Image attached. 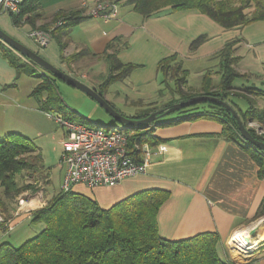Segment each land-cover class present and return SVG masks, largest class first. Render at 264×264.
I'll list each match as a JSON object with an SVG mask.
<instances>
[{
	"label": "crops",
	"instance_id": "1",
	"mask_svg": "<svg viewBox=\"0 0 264 264\" xmlns=\"http://www.w3.org/2000/svg\"><path fill=\"white\" fill-rule=\"evenodd\" d=\"M24 1V5H31L34 10L24 15L22 24L16 25L11 13L0 12V27L52 64L76 78L75 74H79L81 81L95 88L110 104L109 95H113L123 104L139 108L128 117L152 107L163 94L169 93V98L179 94L177 79L183 76L186 78L184 90L199 95L204 90V75L213 71L215 85L212 88L220 90L217 89L221 78L219 53L231 43L233 55L237 57L233 67L240 76L229 94L237 98V102L239 99L247 102L246 109L238 107L242 111L247 110L252 102L257 108L264 109V20L225 27L197 9L174 10L169 7L144 16L135 10L132 2L120 0L118 15L111 20L87 15L66 29L60 39L53 34L48 45L40 47L30 36L35 24L50 25L60 13L84 9V2L91 6L96 0ZM34 13L35 18L26 20ZM12 53L21 62L30 66L34 64V68L38 65L28 57L29 61L25 60L0 39V138L9 133L27 137L21 112L44 110L42 100L47 97L42 94L37 105L32 102L30 97L39 96L33 91L43 77L38 71L30 73V66L18 70ZM78 53L76 60H68L69 56ZM172 55L176 56L172 66L180 64L181 67L176 75L171 69L167 74L160 69L161 61ZM111 56L123 64L121 69L113 72ZM125 69V74L110 82L105 89L101 87L111 73L120 75ZM192 74L201 77L197 87L188 83ZM26 77L34 79L35 83L28 84ZM56 80L53 78L55 84ZM244 88H253L260 94L242 91L246 90ZM234 92L245 95L234 96ZM154 107L158 110L157 106ZM178 116H169L152 125L153 141L149 144L152 154L145 172L126 177L115 186L91 188L76 184L74 191L92 198L102 208H109L143 190H167L169 198L158 212L161 237L181 240L214 232L220 238L222 256L238 264H264V217L258 216L264 207V175L259 174L257 161L240 142L226 137L224 122L219 117ZM252 123L264 134V126L262 128L258 121ZM35 145L44 162L41 147ZM44 166L49 182L41 187L42 194L38 198L31 194L32 197L27 196L26 205L21 199L29 190L18 196L19 205L16 203L11 216L0 224V243L9 241L8 238L14 241V231L24 230L34 223L33 210L30 209L34 201L40 206L47 203L48 194L52 193L53 166L47 163ZM255 226L259 229L251 238L252 244L244 243L242 248L232 246L231 241L237 232L248 234Z\"/></svg>",
	"mask_w": 264,
	"mask_h": 264
},
{
	"label": "trees",
	"instance_id": "2",
	"mask_svg": "<svg viewBox=\"0 0 264 264\" xmlns=\"http://www.w3.org/2000/svg\"><path fill=\"white\" fill-rule=\"evenodd\" d=\"M128 1L132 2L135 10L144 16H150L169 7L174 10L197 9L225 27L254 20H264V0ZM24 4L25 1L20 13H11L16 25L22 24L24 15L34 10L31 5L26 6ZM35 16L36 13L28 16L26 20H32ZM88 16L84 14V9L60 13L54 23L60 18H63L65 23L53 28L51 36L56 34L60 39L73 23ZM232 45L233 43L227 44L219 53L221 78L217 83V89L220 90L212 88L215 85L212 78L213 71H208L204 75L202 94L218 96L230 102L250 132L256 138L264 141V134H259L256 128L249 126V122L258 121L263 128L264 109L257 108L252 102L247 110L242 111L236 107L233 97L229 94L234 87V81L240 76L233 67L237 57L233 55ZM80 53L69 56L68 60H76ZM11 56H13L14 64L18 70L27 69L30 66L21 62V59L18 60L14 53ZM111 59L113 72L122 68L123 64L114 56H111ZM175 60V55L165 58L160 63V69L166 74L171 69L173 70L172 73L176 75L181 67L180 64L172 66L171 63ZM40 68L38 65L37 68L31 65L29 69L30 73L35 74L38 71V75L43 77L33 94L47 95L46 99L42 101L43 109L50 107L57 111L64 110L66 104L58 95V89L53 81L56 76L50 71ZM126 68H129L128 65ZM126 72L125 69L120 71V75L111 73L101 84V87L105 89L110 82L115 81L117 77ZM185 81L184 76L177 79V92L181 93L180 101L195 95L184 90ZM244 89L246 90L242 91L260 94V91L253 90V88ZM103 91L105 90L101 92ZM232 95L245 94L234 92ZM175 101L172 99L169 105ZM203 104L214 106L215 109L212 111L205 108L203 110H191L182 112L179 116L184 115V118L208 115L219 117L224 122L226 137L240 142L251 151L260 167L259 174L263 176L264 152L253 147L242 137L236 118L231 111L218 103L206 102ZM193 108L198 107L195 105L188 109ZM155 110V107H147L133 117H146ZM183 111L185 110L183 109ZM69 114L74 116L75 111L70 110ZM64 117L73 120L68 116ZM159 122L154 121L149 125L131 127L134 131L131 132L129 140L130 148L138 159L141 158V154L136 146L143 142L151 144L153 141L152 125ZM40 170L42 172L45 170L41 152L28 137L19 133H9L0 138V188L2 189L0 208L1 215L4 217V222H0V224L5 223L11 216L12 210H15V206L12 205L16 197L27 190H38V186L33 182L38 181L37 173ZM169 194V191L163 189L143 190L109 208H102L87 195L73 189L67 191L61 189L45 205L33 210L32 222H42L44 225L35 236L18 246H14L9 241L0 243V264H238L222 256L219 251L220 238L217 233L206 232L181 240H168L161 237L158 212L169 198ZM263 215L264 207L258 216Z\"/></svg>",
	"mask_w": 264,
	"mask_h": 264
},
{
	"label": "built area",
	"instance_id": "3",
	"mask_svg": "<svg viewBox=\"0 0 264 264\" xmlns=\"http://www.w3.org/2000/svg\"><path fill=\"white\" fill-rule=\"evenodd\" d=\"M23 2L24 0H0V12L18 14ZM83 8L84 14L101 16L109 21L118 15L119 3L116 0H96L91 6L84 2ZM64 23L65 20L60 18L50 30L32 29L30 36L40 47H45L50 42L51 30ZM24 59L29 61L25 57ZM56 121L66 129L61 156V162L66 167L61 187L64 191L72 189L76 184L91 188L115 186L126 177L146 171L152 154L151 147L148 142L137 145L141 154L138 159L130 148L131 131L127 127H92L63 116H57ZM249 126L262 133L252 122H249ZM0 222H4L1 214Z\"/></svg>",
	"mask_w": 264,
	"mask_h": 264
},
{
	"label": "rangeland",
	"instance_id": "4",
	"mask_svg": "<svg viewBox=\"0 0 264 264\" xmlns=\"http://www.w3.org/2000/svg\"><path fill=\"white\" fill-rule=\"evenodd\" d=\"M50 24H51V26H48L47 24H46V26H45V24H40V25L35 24L34 27H36L38 29L50 30L52 27H54V22H51ZM36 28H34V29H36ZM1 40L3 41V39H1ZM3 42H5V41H3ZM28 47L31 48V46H28ZM26 59H28V58H26ZM32 65H34V64H32ZM76 69L78 71L79 68L76 67ZM75 73H76V71H75ZM75 75L77 76L78 79L81 78V76L79 74H75ZM26 78L28 79V82H27L28 84L30 82L33 84L35 83L34 79L28 78V77H26ZM56 79H57L56 80V87L58 89L57 93L59 96L62 97L63 101L66 104V108L64 110L57 111L55 109L53 110L50 107H48V109L44 108V110L31 109L29 111H23V114L21 112V115H23L22 117L24 119L23 120V129H24L23 131L26 133L27 137L29 138V140L32 143L37 144L39 147H41L42 154L44 157L43 163H45V164L47 163L50 166H53L52 185L50 186L51 187L50 189H52L51 190L52 193L50 195L48 194V197H49L48 201L51 198H53L56 194H58L59 191L62 189L61 186L63 184L65 173H66V167L61 162V156H62V151H63V146L61 143H62V140H63L64 135L66 133V129L60 123H58L56 121L57 116H63V117L68 116L69 118H72L75 121L84 123L87 126H92V127H99L100 126V127H103L104 129H109V127H112V126H126L124 124H119L94 98L89 96L87 93L83 92L82 90H80L78 88L70 86L68 83L62 81L58 77H56ZM85 81L87 83H90V81L88 79H85ZM57 83H58V85H57ZM188 83L190 85L197 87V85H200V83H201V77L200 76L197 77L196 75L192 74L189 77ZM24 91H26V90H24ZM168 94H166V95L163 94V96L158 97L157 98L158 102L156 104H152V107H154V105H155L158 107V110L163 109L169 105V102L171 99H175L176 102H178L177 100H179L181 98L180 97L181 93L176 94L175 96H172L171 98H169V96H167ZM109 97H110L109 98L110 101L112 102L111 105L116 110L121 112L122 114H124L126 116H131V113L137 112L138 107L130 106L128 104L125 105V103L123 104L121 99H119L118 97H115L113 95H109ZM30 98H31L32 102H34V104L37 105L38 104L37 100L43 98V96L39 95L37 97H30ZM234 100L237 103L236 104L237 107H241L243 109H246V107L248 106V104L245 100L239 99V102H237V98L236 99L234 98ZM203 103H206V102L195 104V105H197L198 108L188 109L192 106H195V105H191V106L176 110L170 114H167L163 117L158 118L156 121H161L163 118H166L168 116L179 115L182 112H187V111H191V110H203V108H205L206 110L212 111L215 109L214 106H211L209 104H203ZM183 109L185 111H183ZM186 109H188V110H186ZM70 110L75 111L74 116H71L72 114L71 115L69 114ZM138 113H140V112H138ZM127 129L131 132L134 131V129H132V128H127ZM44 171L43 172L41 170L38 171V173H37L38 181L33 182V183H36V186H38V190H36V191H33L35 189L29 190L27 192V194L25 193L22 196L21 200H25L27 196L28 197L34 196V197L38 198L39 194H42L41 187L46 186L47 181H48V175H47L46 171L45 172ZM76 187L79 190H83V187H81L80 185H77ZM74 189H76V188H73V190ZM0 190L2 192L1 188H0ZM54 191H56V192H54ZM30 194L32 196H30ZM35 195H37V196H35ZM18 199L19 198L16 197V199L13 200L12 206H15V209L17 207L16 203L19 205L18 202H20V201H18ZM38 202H40V201H38ZM24 204L25 205L27 204L26 200H25ZM30 206H31L30 209H32V210L36 209V207L38 208V206L41 207L40 205H38L37 201H34ZM0 212H1V208H0ZM1 216L3 217V215H1ZM262 217H264V215ZM263 223H264V221H263ZM43 226L44 225L42 222L31 223L29 225V227L25 228L24 230L18 231V229H17L16 231H14V237H15L14 241L10 240L9 238H8V240L12 244H14L15 246H18L21 243H23L25 240L35 236L43 228Z\"/></svg>",
	"mask_w": 264,
	"mask_h": 264
},
{
	"label": "water",
	"instance_id": "5",
	"mask_svg": "<svg viewBox=\"0 0 264 264\" xmlns=\"http://www.w3.org/2000/svg\"><path fill=\"white\" fill-rule=\"evenodd\" d=\"M0 38H2L6 43L12 46L16 51L25 55L32 61H34L44 70L50 71L62 81L87 93L89 96L94 98L119 124L126 125L125 127L131 128L134 125H149L154 121H156L158 118L170 114L176 110L191 105H195L197 103L214 102L221 104L225 108L229 109L233 114V116L236 118V121L239 126V131L242 137L247 142H249L253 147L264 152V141L256 138L250 132L249 128L244 124L238 111L232 106L231 103L224 100L223 98L209 94H199V95H194L186 100L175 102L163 109L155 110L146 117H142V118L128 117L122 114L121 112H119L118 110H116L108 102V100L102 94H100L95 88L89 86L88 84L76 78L75 76L71 75L70 73L66 72L62 68L52 64L50 61L44 58L40 53L36 52L35 50L23 44L22 42L11 36L9 33H7L5 30H3L1 27H0ZM258 229L259 227L255 226L249 231L248 234H246L244 238L247 243L252 244V240L250 238H252V236L258 231Z\"/></svg>",
	"mask_w": 264,
	"mask_h": 264
},
{
	"label": "bare ground",
	"instance_id": "6",
	"mask_svg": "<svg viewBox=\"0 0 264 264\" xmlns=\"http://www.w3.org/2000/svg\"><path fill=\"white\" fill-rule=\"evenodd\" d=\"M2 39V38H1ZM4 41V40H3ZM7 45L9 46V44L7 43ZM10 47H12V46H10ZM13 48V47H12ZM14 49V48H13ZM15 50V49H14ZM16 51V50H15ZM19 53V52H18ZM21 54V53H20ZM22 56H24V57H26L25 55H23V54H21ZM128 128V127H127ZM246 234V233H245ZM243 232H237L236 233V235H234V237H233V239H232V241H231V243H232V246H234V248L236 247V248H242L243 247V245H244V243H247V242H245V240H244V238L242 237V236H246ZM248 236V235H247ZM243 238V239H242ZM263 239H264V234H263V237H262ZM251 239V238H250ZM237 244L238 245H240V247H238L237 246ZM247 244H249V243H247Z\"/></svg>",
	"mask_w": 264,
	"mask_h": 264
}]
</instances>
